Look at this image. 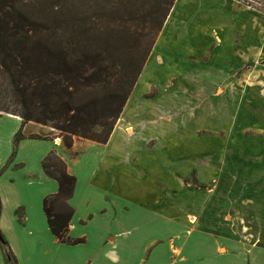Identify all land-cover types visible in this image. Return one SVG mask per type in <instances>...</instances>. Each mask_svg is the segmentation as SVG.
Returning <instances> with one entry per match:
<instances>
[{"label": "crops", "instance_id": "obj_1", "mask_svg": "<svg viewBox=\"0 0 264 264\" xmlns=\"http://www.w3.org/2000/svg\"><path fill=\"white\" fill-rule=\"evenodd\" d=\"M260 62L264 65V12L238 0H175L106 143L75 140L73 147L67 148L60 137L52 136L48 126L0 113V231L17 264H131L119 240L120 232L112 223L121 214L127 218L129 207L126 202L117 204L109 178L115 170L123 172L158 150L161 162L170 168L164 147L165 152L169 150L172 138L178 136L185 150L196 149V141L190 143V135H185L191 129L195 134L207 130L203 120L213 124L210 130L214 133L209 134H230L233 145L218 168L210 163L199 167L186 160L171 169L179 185L168 190L177 191L146 201L145 216L149 219L143 225L151 222L153 229L151 234L142 233L144 240L146 236L154 238L146 239L145 247L156 238H164L165 232L184 229L173 220L187 216L194 218V224H187L188 234L177 261L168 264H264V165L241 162L236 153L238 147L242 151L244 141L250 140L251 146L243 144L250 149L249 156L263 145L264 137H243V123L236 118L240 112L250 113L252 125H264V91L255 84L244 89L242 76L236 75L247 64L257 67ZM149 73L169 77L168 82L174 77L177 80L165 90L158 86L153 96L144 94L157 82L136 95ZM167 109L194 114L176 119L166 131L158 115ZM20 130L24 136L13 153ZM220 130L226 132L216 133ZM152 139L157 140L155 146L146 148ZM86 143L92 148L85 155L78 147ZM51 150L57 151L68 171L77 177L70 199L75 212L69 233L85 239L79 244L60 242L49 227L43 201L57 192L58 183L44 172L42 161ZM193 173L197 183L191 185L188 178ZM210 181L216 183L199 188ZM158 184L164 185L161 181ZM170 196L176 198L168 201ZM169 207L174 215H169ZM161 244L150 251L144 264H152L156 256L164 254L166 247ZM145 252L144 248L142 255ZM142 255L138 264H142ZM0 264H6L1 242Z\"/></svg>", "mask_w": 264, "mask_h": 264}, {"label": "trees", "instance_id": "obj_2", "mask_svg": "<svg viewBox=\"0 0 264 264\" xmlns=\"http://www.w3.org/2000/svg\"><path fill=\"white\" fill-rule=\"evenodd\" d=\"M238 1L264 12V0ZM174 2L0 0V113L51 127L67 148L76 137L106 143ZM23 136L16 134L14 152ZM42 168L58 183L43 201L52 233L84 242L69 233L77 177L56 150ZM0 242L6 264H17L1 231Z\"/></svg>", "mask_w": 264, "mask_h": 264}, {"label": "rangeland", "instance_id": "obj_3", "mask_svg": "<svg viewBox=\"0 0 264 264\" xmlns=\"http://www.w3.org/2000/svg\"><path fill=\"white\" fill-rule=\"evenodd\" d=\"M241 2V1H240ZM242 3V2H241ZM244 4V3H243ZM247 6V5H246ZM250 7V6H249ZM264 7V4H263ZM158 38V37H157ZM157 40V39H156ZM209 53L206 55V58L208 57ZM167 74V73H166ZM237 76H242V87L244 89L247 88L249 84H255L260 86L259 89L262 88L264 91V65L262 62L258 64L257 67L254 66L253 63L247 64L244 69L238 71L236 73ZM169 77L162 78V74L158 75L149 73L146 75L142 83L139 84L136 95H139L141 92L147 91L151 85L155 84L157 82V85H153L151 89L144 94V96H153L158 92L159 88L158 86H161L163 90L168 88L169 86H173L176 82L177 78H172L171 82H168ZM160 80V81H159ZM186 82V81H185ZM184 84V83H183ZM186 84V83H185ZM261 91V90H260ZM258 91V92H260ZM247 97V96H244ZM186 114H194L193 111H171L169 109L163 110L158 115V118L160 117L163 125V128L166 131H169L172 125V122H174L176 119L180 118H186ZM184 115V117H183ZM239 119L238 121L242 122V131L241 134L243 137L253 138L255 136H259L260 138L264 137V125L261 127H257V125H252V116L250 113H244L240 112L239 115L236 117ZM204 121V127H206L207 130H199L198 133L195 134L192 133L193 129L190 130L188 134H183L187 136L190 135L189 141L193 144L194 140L196 141L197 148L196 149H190L188 152L187 149L185 150V147L183 146V142L177 139L178 136H175L172 138L174 140L173 144L171 142V146L169 150L165 149L164 147V154H166V157L170 160V168L161 162V154L158 151H152L150 153L149 158H144L142 161L139 162V164L131 165L129 167H125L124 173L120 172L118 170L114 171V174L111 175L110 181H112L110 188L111 192L117 196L115 197L117 199V204H122L123 202H126L129 212H127L128 216L127 218H122V214L118 217H116L115 222L113 223L115 231L120 232L119 240L122 242V245H125V251L127 257H131V264H138V259L141 257L142 252H144V248L146 249V252L144 255H142L141 263L144 264L148 258L149 253L152 249H154L157 245L161 244L165 248L163 255L156 254V260L152 262V264H168L167 262H176L178 259V256L181 252V249L184 247V240L188 234L187 231V224L191 223V217L190 219L187 216L181 217L182 220H173L174 222L181 223L184 226V229L180 231H168L162 234V236L166 234L164 238H156L152 242H150L147 247H145V240H152L154 237L153 235L146 236L144 240L145 234H143L145 231L147 234H151L152 227L151 222H147L148 224L143 225L148 221L149 217H146L145 215L147 212V204L152 199H155L159 195L166 196L167 193H174L177 190H168L170 188H173L179 183L175 179L174 175L171 174V169L178 167L177 165L179 163L183 164L186 160H189L190 162H193L195 165L201 167L205 164H211L212 166H215L218 168L217 164L220 162V160L225 156L227 150L232 147L233 140L229 135H212L209 133H214L210 130L211 126L213 124L208 125L206 120ZM170 124V125H169ZM51 134L54 137H60L59 132L56 130H53L51 127ZM226 131L220 130L219 133L223 135ZM232 132V131H231ZM204 133V134H202ZM230 133V132H229ZM198 137H197V136ZM75 140H87L83 138L76 137ZM164 141L167 139H163ZM250 141V140H249ZM249 141H244V145L251 146ZM252 141V140H251ZM157 140L152 139L146 143V148L151 149L155 146ZM167 142V141H166ZM185 143V142H184ZM87 144V143H86ZM232 144V145H231ZM242 144L243 148L242 151L238 147L236 149V153L238 155V160L241 162H248L251 165H258L263 164L264 165V141L262 148L260 151H257L256 154H251L252 156H249L247 151H250V149L245 148ZM74 145V144H73ZM253 145V144H252ZM158 146V145H157ZM73 147V146H72ZM78 151L82 154H88L91 151V145L87 144L85 146L79 145ZM14 152V150H13ZM66 162V161H65ZM179 162V163H178ZM180 165V164H179ZM182 167V165H181ZM214 167V168H216ZM183 169V168H181ZM177 177H181L180 174H176ZM196 173H193L189 178L188 181L191 185L197 183V177ZM158 181H161L164 185L158 184ZM186 179L184 180V183H186ZM214 181H210V183L200 186L199 188L203 189L204 187H212L214 185ZM183 193L187 195V192L182 190ZM182 193V194H183ZM194 196V195H193ZM179 199L181 198V194L178 196ZM173 196H170L168 201H173ZM188 198V197H184ZM121 201V203L119 202ZM146 208V209H145ZM169 215H174L175 211L171 209V207L168 208ZM122 211V210H121ZM120 212H118L117 215H119ZM116 215V216H117ZM187 215V213H186ZM126 217V216H125ZM187 217V218H186ZM194 219V218H193ZM177 220V221H176ZM183 222V223H182ZM179 224V225H181ZM95 225V224H93ZM92 225V226H93ZM248 225V224H247ZM193 230V228H191ZM143 230V233H142ZM158 233V229L154 231V234ZM160 233V232H159ZM168 239V240H167ZM251 241L250 239H248ZM255 241V240H252ZM93 243V242H92ZM171 249V250H170ZM159 252V251H158Z\"/></svg>", "mask_w": 264, "mask_h": 264}]
</instances>
